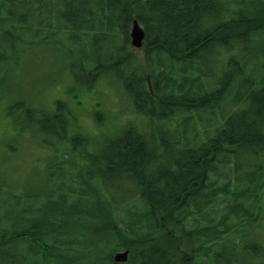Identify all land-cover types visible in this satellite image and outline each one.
Listing matches in <instances>:
<instances>
[{
	"label": "trees",
	"instance_id": "trees-1",
	"mask_svg": "<svg viewBox=\"0 0 264 264\" xmlns=\"http://www.w3.org/2000/svg\"><path fill=\"white\" fill-rule=\"evenodd\" d=\"M235 2L0 0V110L13 115L10 131L20 125L18 136L60 153L45 167V195L13 196L0 181V264H264V0H246L245 11L229 8ZM134 19L145 32L135 49ZM39 51L67 56L58 66L73 80L71 97L106 84L120 111H132L101 144L93 138L99 156L65 100L45 110L14 90ZM92 114L106 119L103 109ZM160 115L180 128L182 175H157L170 157ZM0 128V150L14 153L18 137ZM111 190L132 199L122 206ZM193 226L209 234L184 236ZM118 248L127 262L113 261Z\"/></svg>",
	"mask_w": 264,
	"mask_h": 264
},
{
	"label": "rangeland",
	"instance_id": "rangeland-1",
	"mask_svg": "<svg viewBox=\"0 0 264 264\" xmlns=\"http://www.w3.org/2000/svg\"><path fill=\"white\" fill-rule=\"evenodd\" d=\"M140 51V49L136 50L137 53H140ZM52 57H47L43 51H39L32 53L29 60L25 59L22 64L23 66L26 63L25 67L15 73L16 85L14 86V90L21 91L20 95L27 98L29 105L45 110L53 109V103L56 100H65L70 110L78 119L77 122L73 121L74 124L80 126V129L87 133L85 137L90 141L86 145L87 151L99 156L100 151L97 149L98 147L94 144L91 145L93 138H95L96 143L101 144L104 141L102 132L107 131L106 129L109 126L111 129L112 127L115 128L114 125L123 124L128 117L132 118L133 113L129 109L120 111L118 91L106 84L101 85L95 93L84 91L80 92L76 98L71 97V93L67 94L66 88L69 86L68 84L73 83V80H70V74L65 69L58 66L67 56L64 52H60ZM102 80L105 79L99 81ZM75 90L78 89L76 88ZM96 109H103L106 118H103L98 124H96L92 114V111ZM12 116L7 115L5 110H0V126L5 132L9 131V134L6 136L10 135L9 140L13 136L18 137L14 143L16 146L14 153H7L3 149L0 150V178L2 179L0 181L5 184L6 188L14 191L13 196H20L27 190L31 192H43L45 195L51 189L50 181H43V175L45 176L46 173L45 167L48 166L49 162L54 161V159L58 161L60 153H55L43 144H39L40 139L38 140L36 136L33 138L30 133L18 136L20 131H22L20 125H16L15 128L11 127L12 130L10 131L8 129V122L10 123ZM1 132L0 128V139L2 137ZM163 152L167 151L163 150ZM71 157L80 160L77 153H73ZM95 167L97 166L95 165ZM63 169L71 172V168L68 165H64ZM73 170L77 171L76 168ZM1 174H3L5 180ZM93 182L96 183V180ZM111 195L123 206L125 205L123 198H127L129 192L127 190H111ZM159 219L163 220L162 218ZM257 229L256 232L259 233L260 231ZM119 251H123V249L118 248L115 250V252ZM115 252L113 251V253Z\"/></svg>",
	"mask_w": 264,
	"mask_h": 264
},
{
	"label": "bare ground",
	"instance_id": "bare-ground-1",
	"mask_svg": "<svg viewBox=\"0 0 264 264\" xmlns=\"http://www.w3.org/2000/svg\"><path fill=\"white\" fill-rule=\"evenodd\" d=\"M237 1L239 2L238 5H236V2H235L232 5H228L229 8H231V9H238L239 8L240 10L245 11V9L247 8V6L245 5L246 0H237ZM209 16L212 18V21L218 20L217 13L211 14V12H210ZM209 22H210V18L207 17L205 20V23H209ZM131 25H130L129 30H128V41L129 42H130ZM199 33L200 32H198L197 34H199ZM237 38L238 37H235L234 39H237ZM230 39H231V35L228 34L225 41L230 40ZM144 43H145V39L143 41V44ZM207 54L208 53L206 51H203V55H207ZM161 117L166 118V120L163 121V123H164L163 127H164L165 134L167 133L166 135H169L168 138L170 139V145L167 146L168 151L170 152V157L168 158V163L166 162L167 163L166 167L162 166V168H164V169H158L157 175H159L160 177H166V178L167 177H174L175 175H182L186 155H185V151L182 149V146L177 142L178 137L176 135L179 134L180 128H179L178 124L175 121H173L171 118L164 117V116H161ZM251 133H252V130L248 129L244 132V135L248 136L249 134L251 135ZM118 138H120V136H113L112 137V139H118ZM256 147L260 148L259 145H257ZM159 154H161V152H159ZM199 163H201V162H199ZM133 175L136 176L137 174L134 173ZM133 183L135 184V186H140V187H136L134 190L138 194L142 193V184L137 183L136 180H133ZM129 198H131V197H129ZM130 201H132V200H130ZM137 209L142 210V207H138ZM204 233L209 234L207 227L196 228V226H193L189 231L185 232L183 235L187 236V237H195L198 235H203Z\"/></svg>",
	"mask_w": 264,
	"mask_h": 264
},
{
	"label": "water",
	"instance_id": "water-1",
	"mask_svg": "<svg viewBox=\"0 0 264 264\" xmlns=\"http://www.w3.org/2000/svg\"><path fill=\"white\" fill-rule=\"evenodd\" d=\"M145 39V32L143 27L140 25L138 20L134 19L132 21L131 30H130V44L134 48H141L143 41ZM128 250H123L115 252L112 256V259L116 263H124L128 260Z\"/></svg>",
	"mask_w": 264,
	"mask_h": 264
}]
</instances>
